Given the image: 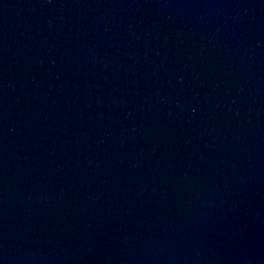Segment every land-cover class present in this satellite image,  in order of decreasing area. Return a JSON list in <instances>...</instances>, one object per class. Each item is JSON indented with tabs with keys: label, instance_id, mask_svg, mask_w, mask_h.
<instances>
[{
	"label": "water",
	"instance_id": "obj_1",
	"mask_svg": "<svg viewBox=\"0 0 264 264\" xmlns=\"http://www.w3.org/2000/svg\"><path fill=\"white\" fill-rule=\"evenodd\" d=\"M0 264H264V0H0Z\"/></svg>",
	"mask_w": 264,
	"mask_h": 264
}]
</instances>
